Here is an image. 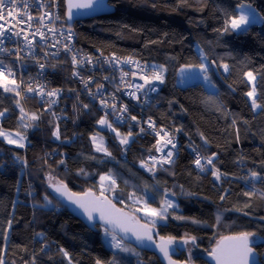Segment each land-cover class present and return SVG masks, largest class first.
Returning a JSON list of instances; mask_svg holds the SVG:
<instances>
[{"label":"trees","instance_id":"16d2710c","mask_svg":"<svg viewBox=\"0 0 264 264\" xmlns=\"http://www.w3.org/2000/svg\"><path fill=\"white\" fill-rule=\"evenodd\" d=\"M57 1L61 25L77 33L83 51L97 49L164 66V87L148 115L180 131L181 148L177 159L164 168L139 169V162L156 153L157 140L151 135L139 137L136 129L122 128L108 118L123 134L131 132L133 141L121 144L114 134L102 131L98 121L105 117L77 90L67 70L52 76L53 84L64 89L53 112L35 98L17 95L19 87L15 91L0 87V112L4 113L0 130L25 137L20 147L0 136V257L4 264H69V259L71 264H96L97 260L100 264H163L156 255L123 240L130 251L109 248L102 235L106 229L86 226L51 189L52 184L62 183L77 194H102L101 176L106 175H113L117 182L104 195L151 226L157 237L183 242L179 261L209 264L206 257L221 240L248 232L254 233L249 240L264 264V23L239 33L230 28L223 31L226 21L239 15L240 4L253 5L264 17V0H109L115 9L112 14L73 26L65 20V1ZM202 57L216 89L206 94L182 91L180 69L205 63ZM213 64L221 79L215 76ZM221 64L229 66L227 73ZM248 72L257 78L258 111L247 95L252 91ZM33 114L37 119L31 118ZM57 129L59 139L53 135ZM97 132L105 136L111 155L95 150L92 137ZM190 145L205 157L215 154L214 169H198ZM214 170H219V179ZM253 172L258 176L253 177ZM133 197L154 207L160 199H170L176 207L168 209L164 222L152 225L138 212Z\"/></svg>","mask_w":264,"mask_h":264},{"label":"built area","instance_id":"2783aa9c","mask_svg":"<svg viewBox=\"0 0 264 264\" xmlns=\"http://www.w3.org/2000/svg\"><path fill=\"white\" fill-rule=\"evenodd\" d=\"M9 9L13 10L15 19L7 15ZM0 11L4 15L0 25L5 33L0 36V68L4 69L5 75L11 70L8 79L18 81L21 97L35 98L49 112H53L59 107L64 89L53 84L52 76L57 70H67L77 90L89 98L113 124L130 131L136 129L142 138L151 135L157 140V147L163 146L161 137L164 133L168 134L164 139H171L172 144L148 155L146 161L138 163L139 169L148 171L164 168L177 159L181 148V132L172 126L158 124L148 115L149 108L156 104L164 82L151 80L146 84L141 77L147 75L151 79L153 71L157 69L134 57L107 55L97 49L92 52L83 51L77 44V33L61 25L57 0H4V9ZM28 15L33 19L29 21ZM40 17H43L42 21ZM18 20L24 23H18ZM17 32L20 35H15ZM73 56L82 63L73 64ZM137 85L142 87L138 89ZM41 86L44 95L40 94ZM28 87L35 91H27ZM52 91H57V95L48 96L47 93ZM125 108L126 111H122ZM133 116L136 120L132 119ZM157 132H161V135L158 136ZM188 150L194 160L197 153L205 157L193 145ZM168 152L173 153L171 162L159 163ZM152 157L156 160L153 161ZM122 158L126 160L127 157L124 154ZM201 163L205 164L204 169H214L213 165L206 164L204 160Z\"/></svg>","mask_w":264,"mask_h":264},{"label":"snow or ice","instance_id":"6c2138e0","mask_svg":"<svg viewBox=\"0 0 264 264\" xmlns=\"http://www.w3.org/2000/svg\"><path fill=\"white\" fill-rule=\"evenodd\" d=\"M93 3L94 0H85V2H73V0H69L68 3V18L72 19L73 17V9H89L93 7ZM15 7V4L13 3V8ZM105 7H107V5H105ZM4 9V0H0V10ZM238 9L240 14L238 16H232L228 21H226L225 23V27L223 29L224 32H228L229 28L231 30H243L246 31V27H242V26H246L248 25V23L250 22L249 18L251 17L252 22H255V20L257 19L256 14L254 13V11H252L250 9V6H246L244 4H240L238 5ZM247 9V11H246ZM26 14V13H25ZM8 16H13V10L9 9L7 12ZM13 18L15 19L16 17L13 16ZM0 19H4V15L2 14V11H0ZM33 17L31 15H28V20H32ZM41 21L43 20V17H40ZM18 23H24L23 20H18ZM3 26L0 25V36H3L5 33L2 30ZM15 35H20L19 32L15 33ZM41 35H43L41 33ZM25 39H27V36H25ZM202 59H206V57H202ZM129 62H131L129 60ZM77 63H82V61H77L76 57L73 56V64H77ZM0 64H2V61H0ZM41 67H43V65H41ZM154 69L158 68V70H154L151 76V79L145 75L142 76L141 78L144 79L145 83L148 84L151 82V80H156L159 81L160 83L164 82V76H163V72L166 71V69L164 68V66H153ZM220 67H222L224 69L225 72H227L229 70V66L227 64H221ZM193 68H198L199 69V73L202 75L203 80L205 82H207L209 85H211L212 87H215V85H212L211 83V78L208 75L209 72V67L207 64L205 63H200L198 65H186L184 68L181 69V74L183 76V74L187 71H190ZM11 70H8V75H5V71L4 69L0 68V87L4 88V91H15L16 88L19 87V85H16L15 80H9L8 76H10ZM76 73H74L75 75ZM135 75V74H134ZM249 81H254L255 80V76H253L252 72H248L245 74ZM85 83L87 84V81H85ZM9 85H13L14 87H9ZM142 85H137V88H141ZM154 90V89H153ZM27 91L29 92H33L35 91L32 87H28ZM17 95H20L19 92H16ZM41 95H44L42 86H41V91H40ZM48 96H55L57 95V91H52V92H48L47 93ZM247 95L252 98V107L258 108L261 105H259L256 102L255 99V86H253L252 91H249L247 93ZM209 101L211 102H215L213 97H209L208 98ZM19 103V102H17ZM101 103H105L104 101H101ZM85 107H87V105H85ZM21 113L24 112V109L21 108L20 109ZM122 111H126L125 109H122ZM4 113L0 112V116H3ZM33 120L37 119V117L33 114L31 117ZM21 119H23V115L21 116ZM133 120H136V117L133 116L132 117ZM99 124L101 125H107L108 128H111L112 131H116V129L112 128L111 123H109V121L106 118H101L98 121ZM161 132H163V130H161ZM161 132H157V135L160 136ZM117 136H121V134L119 132L116 133ZM17 136L20 137V141H22L25 137L21 136L20 133H16ZM54 136H56L57 139H59V130L57 129L54 133ZM131 132L128 133V136H131ZM0 136L4 137L5 139L8 140L9 143H17L19 144L20 147H23V144L20 143L17 140H13L10 138V134L4 132L3 130H0ZM128 136H124L121 138L120 142L121 144H127L128 141ZM168 136L167 133H164L163 136L161 137L164 141L163 146H166L168 144H172V140L171 139H164V137ZM93 142L96 144V151H103L105 152L107 155H111V153H108L107 149L105 147H103V140L102 138L100 139L99 142H97L96 137H93ZM159 143V141H158ZM161 147H157L156 151H162ZM173 147H175V145L173 144ZM195 151V149H194ZM173 153L172 152H168L166 154V158L162 159L159 161V163L163 164V163H169L171 162V157H172ZM215 154H213L212 156L209 157H202L199 155V153H197L196 155V159L194 160L195 165L201 169V171L204 170L205 168V164H202L201 161L204 160L206 162V164L208 165H213V168L215 167L213 164V158H214ZM153 161L156 160L155 157H152ZM60 163H63V161H61ZM82 171V170H81ZM217 179L220 178V172L219 170H214L212 173ZM253 177L258 176V174L256 172L252 173ZM51 180V177L49 178ZM110 180L112 185H115L116 181L115 179L111 178V177H104L101 176V180ZM57 192H66L67 191V186L63 185L62 183L58 186H56L55 189ZM103 195V193L101 194ZM245 195H251V193H245ZM224 197H221V199H223ZM71 199V197H70ZM75 203L79 204V206L81 208L84 209V211L88 214V218L91 220L93 219L92 213L95 211H99L100 212V218L102 220H105L106 223L109 224H114L117 225L119 227H121V229L124 232H128L131 231L132 229L128 228L125 226V223L123 220L118 219V218H111L109 216H106L105 212L102 209V204L103 201L100 200V198H96L95 201H86V202H82V201H74ZM164 204H166L168 207H171L172 204L170 201L165 200ZM167 211L166 208H162L160 211H157L156 209H152L151 210V215L153 216H158L161 219L164 218V213ZM182 218V217H179ZM9 224H11V222H9ZM152 225H155V221H151ZM143 231L141 232H135L136 238L139 241H142L144 239L148 240V241H152V233H151V229L148 225H141L140 226ZM107 233V230H106ZM254 233H248V232H242L237 236H231V237H226L224 238L225 240L229 241L230 243L228 244H224V243H220L217 245L216 248H214L212 250V252L210 253V255L215 259L216 264H249V258L251 256H253V251L252 248L250 247V240L249 238L251 236H253ZM5 239H7V237L5 236ZM113 241L115 242L113 244L114 247L116 248H120L121 251H130L127 248H123L120 244L119 241L116 240V237L113 235L112 237ZM189 239H191L193 242L195 241V237H190ZM174 240L173 237H169L167 238V240L165 241V239L163 237H161V241L162 243L157 245V247H159L160 251L164 254V256L166 258L169 259L170 264H174V262L171 261V258L168 255V245H170L172 243V241ZM188 240H185V243H187ZM61 251L63 252V255L65 257H68L69 254L67 251H64L63 249H61ZM0 264H4L3 262V258L0 257ZM69 264H71V260L69 259ZM96 264H100V261L97 260Z\"/></svg>","mask_w":264,"mask_h":264},{"label":"water","instance_id":"95a60500","mask_svg":"<svg viewBox=\"0 0 264 264\" xmlns=\"http://www.w3.org/2000/svg\"><path fill=\"white\" fill-rule=\"evenodd\" d=\"M64 1H65V20L70 26L75 25L77 22L94 19L103 15L112 14L115 11L114 7L109 4V0H94L92 8L73 9L72 10L73 17L72 19H69L68 18L69 0H64ZM73 2H85V0H73ZM105 5H107V7H105ZM212 69L214 71L215 76L218 79H221L220 73L214 64L212 65ZM60 184L61 183L52 184L51 185L52 192L54 193L56 198L61 202V204L66 208H68L69 212L74 217H76L81 222H83L86 226L92 229L96 228L97 226L105 228L107 231L114 234L115 236L123 240L125 243L137 248L138 250L149 252L156 255L162 261L163 264H170L169 259L166 258L164 254L160 251L159 247H157V245L162 243L161 237H157L155 230L151 226L142 222L133 214L120 208L116 203H114L109 197H107L104 194L101 195L96 193L95 191H87L83 194H77L73 192L67 185H66L67 186L66 192H57L55 190L56 186ZM96 198H100V200L103 201L102 209L105 212L106 216L123 220L125 226L132 230L128 232H124L121 229V227L114 224L106 223L105 220H102L100 218L99 211L93 212L92 213L93 219L90 220L88 218V214L84 211V209L81 208L79 204L74 202L77 200L82 202L95 201ZM141 225H148L150 227L152 233V241H148L146 239L142 241L137 240L135 232L143 231V229L140 227ZM164 239L165 241L167 240V238ZM220 243L228 244L230 242L224 239L221 240L219 244ZM177 244L178 243H176L175 241H172V243L168 245V255L171 258V261L174 262V264H192L177 260V257L179 256L178 247H181L180 244L178 245ZM253 246L254 243L250 241V247L252 248L253 256L249 258V264H262L259 260V255ZM206 260L209 262V264H216L215 259L210 255V253L207 255Z\"/></svg>","mask_w":264,"mask_h":264},{"label":"rangeland","instance_id":"374dc122","mask_svg":"<svg viewBox=\"0 0 264 264\" xmlns=\"http://www.w3.org/2000/svg\"><path fill=\"white\" fill-rule=\"evenodd\" d=\"M244 5H246V6H250V9H251L252 11H254V13L256 14L257 19L255 20V22H252L251 17H250V18H249L250 22L248 23V25H246V26H242V27H246V29H247V28H249V27L252 26V25L262 24V23H264V17H263V15L259 12V10H258L256 7H254V6L251 5V4H246V3H245ZM238 11H239V9H238ZM246 11H247V9H246ZM239 14H240V12H239ZM234 31L239 33V32H242L243 30L238 29V30H234ZM205 64H207V60H206V59H205ZM207 65H208V64H207ZM208 67L210 68L209 65H208ZM182 68H184V67H182ZM182 68H181V69H182ZM156 69L158 70V68H156ZM181 69H180V71H179V75H178V88H179V89H181V90H183V91H186V90H189V89H190V90H194V89H195V90H200V93H205V92L208 93L209 90H210V88H213L211 85H209L207 82H205V81L203 80V77H202V75L199 73V69H198V68H193V69H191L190 71L185 72V73L183 74V76H182V74H181ZM222 70H223L224 73H227V72L224 71L223 68H222ZM163 75H164V74H163ZM208 75H209L210 78H211V83H212V85H215L214 82L212 81L213 79H212V76L210 75L209 72H208ZM253 76H254V75H253ZM247 80H248V82L250 83L252 89H253V86H255V99H257V98H256V97H257V91H256V80H257V78L255 77V80H254V81H249V79H248V77H247ZM214 88H216V85H215ZM211 90H212V89H211ZM249 99H250V102H251V104H252V98L249 97ZM127 103H128V102H127ZM255 109H256V110H259L260 107L255 108ZM109 123H110V122H109ZM111 125H112V128L116 129V131H112V129H111V128H108L107 125H101V124H99V128H100L102 131L106 130V131L111 132V133L114 134L119 140H121V138L124 137V136H128V134H123V133H122L119 129H117L112 123H111ZM4 132L10 134V138H11V139L19 141L18 136H17L16 134H14V133H12V132H8V131H4ZM117 132H119V133L121 134V136H117V134H116ZM93 137H96L97 142H99L100 139L102 138V140H103V147H105V148L107 149V141H106V138H105V136H104L101 132H97ZM93 137H92V141H93ZM3 138H4V137H3ZM133 138H134L133 135L128 136V141H129V142H128L126 145L130 144V143L133 141ZM4 139H5V138H4ZM73 139H74V138H73ZM5 140L8 141L7 139H5ZM19 142L21 143V141H19ZM10 144L17 145V146L19 145V144H17V143H10ZM93 145H94V148H95V150H96V144H95L94 142H93ZM107 151H108V150H107ZM97 152L102 153V154H106V153L103 152V151H97ZM156 169H157V168H155L154 170H156ZM104 177H111V178L115 179V181L117 182L116 178H115L113 175H106V176H104ZM54 184H56V183H54ZM115 185H116V183H115ZM115 185H112V184H111V181L108 180V179L103 180L102 183H101V185H100V191H101V193H103V194H104V193H107L108 188H109L110 186H115ZM133 199H134V203H136L137 206H139L138 212L142 215V217H143L145 220H147L148 222H150V223H151V221H155V224H159V223L164 222V220H165V215H166L168 209H170V208H175V207H176V202L173 203V201L170 200V199H168V201L171 202V204H172L171 207H168L166 204H164L165 199H164V200L160 199V200H159L160 204H159V206H157V207H154V206L150 205V204L148 203L147 200H144V199L141 198V197H136V198L133 197ZM162 208H166V209H167V211L164 213V218H163V219H161V218L158 217V216H153V215H151V210H152V209H156L157 211H160ZM102 235H103V240H104L105 244H106L109 248L114 249V250H120V248H116V247L113 246V244L115 243V242L113 241V239H112V237H113L114 234H112V233H110V232H107V233H106V231H104ZM114 236H115V235H114ZM115 237H116V240L119 241L120 244H121V246L124 248V243H123V241L120 240V238H118L117 236H115ZM173 241H174V240H173ZM175 242H177V241H175ZM189 242H190L189 246L191 247V246L193 245V243H191V241H189ZM179 243H183V242H179ZM191 252H192V251H191ZM195 252H199V251H198V250H194L193 253H195Z\"/></svg>","mask_w":264,"mask_h":264},{"label":"flooded vegetation","instance_id":"af4514ba","mask_svg":"<svg viewBox=\"0 0 264 264\" xmlns=\"http://www.w3.org/2000/svg\"><path fill=\"white\" fill-rule=\"evenodd\" d=\"M176 243H178V242H176ZM178 244H180V243H178ZM178 244H177V245H178ZM180 245H181V244H180ZM181 247H182V245H181ZM181 247H178V248H179V249H178L179 253H180V251L183 250ZM177 260H178V257H177Z\"/></svg>","mask_w":264,"mask_h":264},{"label":"crops","instance_id":"0c3cea01","mask_svg":"<svg viewBox=\"0 0 264 264\" xmlns=\"http://www.w3.org/2000/svg\"><path fill=\"white\" fill-rule=\"evenodd\" d=\"M211 89H212V90H211ZM215 89H216V88H214V87H213V88H210L209 92H210V91H214ZM182 91H183V90H182ZM206 93H207V92H205V94H206ZM256 98H257V97H256ZM249 100H250V99H249ZM255 110H256V109H255ZM256 111H258V110H256Z\"/></svg>","mask_w":264,"mask_h":264}]
</instances>
